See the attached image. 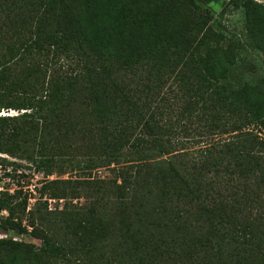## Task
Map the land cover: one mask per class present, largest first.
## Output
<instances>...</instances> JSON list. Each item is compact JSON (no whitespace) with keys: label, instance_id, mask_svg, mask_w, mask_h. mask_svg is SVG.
<instances>
[{"label":"trees","instance_id":"obj_1","mask_svg":"<svg viewBox=\"0 0 264 264\" xmlns=\"http://www.w3.org/2000/svg\"><path fill=\"white\" fill-rule=\"evenodd\" d=\"M214 1L0 0V111L23 110L0 115V154L47 175L126 163L42 181L95 194L60 212L0 190V264H264V5L230 0L237 32Z\"/></svg>","mask_w":264,"mask_h":264},{"label":"rangeland","instance_id":"obj_2","mask_svg":"<svg viewBox=\"0 0 264 264\" xmlns=\"http://www.w3.org/2000/svg\"><path fill=\"white\" fill-rule=\"evenodd\" d=\"M264 5V0H256ZM230 0H215L214 2H211L208 6L213 8L214 11H216V16L220 17V20L222 19L223 23H226L228 25V28L232 30H236L237 32H241L243 30V22H242V14L235 10L231 5H229ZM202 4V3H201ZM204 5V3H203ZM262 56H264L261 53ZM22 111L13 110V109H3L0 111L1 116H15ZM13 113V114H10ZM262 136L264 137V131L262 132ZM0 156L7 157L6 159L10 162L7 165H2L0 161V190L9 189L11 192L19 189V200L21 198L29 197V204L28 209L29 211L31 208L35 206L34 203H41V206L44 205L46 202L48 205V209L53 212H60L66 209L65 205L67 203H71L73 205H87L91 201L94 200L95 194H90V192L81 194L80 197L77 198H66V199H56L51 198L48 194L40 197L39 188L42 185V181H47L49 179H72V180H78L81 181L82 179H99V178H105V179H118V182H121V178L119 175L116 174L117 169L121 167L122 165H125L126 163L116 164L111 163L110 165H107L105 167H99L94 170L87 169L84 170H77L71 167L66 168H54L52 169L51 173L49 175L46 174V171L44 170H38L35 165H32L26 160H21L18 158H12L8 155H2ZM163 158H167V155H164ZM136 158H130L128 157V160L130 162L128 164H135L137 161L133 160ZM158 155H155L153 153L149 154L148 159H143L141 163H153L155 164L157 160H159ZM16 162L17 164L11 163ZM66 166V165H65ZM64 166V167H65ZM106 198H108L107 201H111V197L106 195ZM105 198V199H106ZM132 196L127 197H121L119 201L123 202H131ZM38 200V201H37ZM4 214H7L6 211L3 212ZM57 217V215H56ZM52 222L54 224V227L60 228L62 223L60 218H55V216L52 219ZM24 223L26 225L29 224L28 218H24ZM56 228V229H57ZM31 229V227H29ZM60 234L59 236L62 239L70 240L72 237V234L66 229V234L64 233V229L59 230ZM1 237H7V236H13L12 233L5 234L4 232L0 231ZM23 239L24 241L28 243H34L37 246L41 245V242L39 239L35 238L34 236L30 235V233H26L24 235L16 236V239Z\"/></svg>","mask_w":264,"mask_h":264},{"label":"built area","instance_id":"obj_3","mask_svg":"<svg viewBox=\"0 0 264 264\" xmlns=\"http://www.w3.org/2000/svg\"><path fill=\"white\" fill-rule=\"evenodd\" d=\"M10 114H13V113H10Z\"/></svg>","mask_w":264,"mask_h":264}]
</instances>
